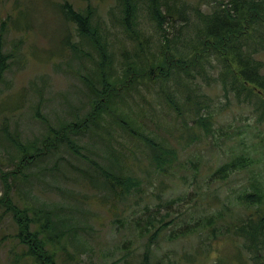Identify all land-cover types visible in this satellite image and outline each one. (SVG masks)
<instances>
[{
	"label": "trees",
	"instance_id": "1",
	"mask_svg": "<svg viewBox=\"0 0 264 264\" xmlns=\"http://www.w3.org/2000/svg\"><path fill=\"white\" fill-rule=\"evenodd\" d=\"M55 1L64 27L69 32L66 45L70 56L66 67L74 77L77 73L85 86H82L83 95L79 105H71L67 111L77 109L74 118L61 120L57 125L41 112L44 86L35 90L36 100L29 110L34 108L31 116L42 126L39 140L24 142L20 131L12 133L10 129L0 130L1 138L14 148L9 153L12 168L4 170L0 166V218L9 220L11 225L15 224L12 245L6 249L7 258L13 264H63L66 258H62V263H59L58 251L75 259L77 253L67 251L69 244L74 247L83 245L78 241L77 229L70 222V217L60 218L57 208L49 207L46 203L37 206L30 199L34 186L47 183L45 174L36 173L38 167L35 159L44 158L61 144L60 151L65 149L75 157L95 164L93 157L81 151L94 152L81 145L83 138L91 137V143L97 145L102 153H98V156L116 164L113 172L100 167L103 177L100 190L104 193L99 197L104 202L110 199L111 208L120 204V201L128 203L140 198L142 186L141 179L134 175L132 169L134 163L139 166L143 158L133 155L123 145L116 148L115 134L118 130L132 140L146 144L153 153V156L146 158L157 171L165 172L166 167L176 160V152L166 144L164 138H158L154 132H146L143 125L128 115L130 112L135 113L138 106L122 105L120 91L124 88L129 90L134 83L137 87L143 85L142 74L147 81L167 79L168 90L157 89L156 95L159 92L163 94L168 107L177 112L175 119L185 125H188V118L182 109L188 107L193 115L189 119V126L196 125L207 135L213 131L212 115L209 111L210 100L203 91L201 81L208 86L211 82H219L225 97L231 93L238 102L252 105L253 112H259V117L264 118V62L257 57L258 53L264 51V0H197L195 4L186 0ZM25 15V11L18 7L17 13L8 14L0 20V82L5 80L13 64L18 61L23 65L27 61L20 49L23 34L10 48H4L7 32L23 30L28 34L31 25L22 24L21 21L31 20ZM148 29L155 32L156 39L147 32ZM116 32H120L123 39ZM180 36H183V40L178 41ZM124 40L132 43V52L127 50ZM116 41L119 43L118 59L115 58L114 50ZM177 42L180 49L189 51L187 57L180 53L176 57L168 50ZM146 54L149 55V62L142 67L140 64L143 62L140 60ZM211 57L220 65L215 76L209 72V68L216 67L210 61ZM116 61L117 65H114ZM53 64L57 66V63ZM91 66L96 77L88 79L83 73ZM160 103L164 104L163 101ZM14 110L11 108L9 112L13 113ZM141 116L143 118L145 115ZM50 138L55 141L50 142ZM151 138L159 140L158 146ZM253 163V158L249 156L236 155L215 169L214 175L224 179L233 171ZM20 188L23 195L20 196L21 203H18L14 193ZM252 188L253 191L243 192L239 198L247 207H258L260 213L247 215L239 223L226 228L222 234L227 233L239 239V247L246 254L242 261L238 259L241 264H264V191L257 184ZM58 190L65 197L71 196L66 189L60 187ZM145 208L144 214L133 213L122 217L125 230L132 232L137 239L146 238L141 254L143 258L138 264H149L152 246L166 234L170 233L167 238L172 240L199 233V230L202 232L206 228L216 237L214 224L218 214L206 216L205 221L202 218L190 223L178 221V217L168 219L166 214L161 215L158 207ZM167 228H170L168 233ZM172 231L179 235L174 237ZM135 237H127L123 246L130 244L129 250L119 260L113 261L134 264L128 258L132 254V238ZM166 264L179 262L167 261Z\"/></svg>",
	"mask_w": 264,
	"mask_h": 264
},
{
	"label": "rangeland",
	"instance_id": "2",
	"mask_svg": "<svg viewBox=\"0 0 264 264\" xmlns=\"http://www.w3.org/2000/svg\"><path fill=\"white\" fill-rule=\"evenodd\" d=\"M186 1L191 4L197 2V0ZM55 2L53 0L52 4L51 0H0V20L8 14L17 13L18 7L22 8L26 13L25 17L31 20V22L25 19L21 21L22 24L31 25L28 34L23 30L7 32L4 48H10L12 43L23 34L20 49L27 61L23 65L18 61L13 64L6 73L5 80L0 82V130L10 129L13 130L12 133L20 131L24 142L37 141L41 137L42 126L31 116L34 108L29 110V106L36 100L37 88L44 86L41 112L57 125L61 120L74 118L77 109L67 111L71 109V105H79L83 95L82 86H85L77 73L74 77L66 67V61L70 56L66 45L69 32L64 27ZM147 32L156 39L155 32L150 29ZM116 35L123 39L120 32H116ZM179 40H183V36H180ZM124 42L127 50L132 52V43L128 40ZM118 46L119 43L116 41L114 45L116 59L120 56L117 52ZM168 50L176 57L178 53L184 57L189 53L186 48L180 49L178 42L171 45ZM257 57L264 62V51L258 53ZM140 61L143 62L140 66H146L149 55L146 54ZM210 61L216 65L212 69L209 68V72L215 76L220 65L213 57ZM53 62L57 63V66ZM113 64L117 65V61ZM90 68L87 67L83 73L88 79L95 76L94 67ZM142 76L143 85L137 87L134 83L129 90L126 91L124 88L120 91L122 105L138 106L135 108V113L130 112L128 115L139 125H143L146 132H154L159 136L158 138H164L166 144L176 152V160L166 167L165 172L157 171L146 158L153 156L146 144L132 140L118 130L115 134L116 148H121L123 145L133 155L143 158L139 166H135L134 163L132 169L134 175L141 179L142 186L140 198L128 203L120 201V204H116L113 209L109 205L110 199L109 202L107 200L104 202V199L99 197L104 193L100 190L103 187L100 167L113 172L116 164L98 156V153L99 155L102 153L97 145L91 143V137L83 138L81 145L94 151V155L81 151L93 157L95 164L87 159H79L65 149L60 151L61 144L52 152H48L44 158L35 159L38 167L36 173L45 174L47 183L34 186V193L30 199L37 206L46 203L49 207L57 208V216L60 218L70 217L72 220L70 222L77 229L78 241L83 243L81 247L69 244L67 251L77 253L75 259L58 251V262L62 263L61 259L66 258L63 264L110 262V264H124L123 261L113 260H119L129 250L130 244L123 246V243L127 242V237L135 236L125 230V220L122 217L131 216L133 213L144 214L145 207L148 206L151 209L158 207L161 215L166 214L168 219L178 217V221L186 220L190 223L202 218L205 221L206 216L218 214L214 224L216 237H213V233L206 228L202 232L199 230V233L194 232L184 237H175L174 235L179 234L172 231L175 239L167 238L169 233L154 243L148 257L149 264H166L167 261L170 263L178 261L179 264H241L238 259L242 261L246 254L239 247V239L222 233L247 215L255 216L260 213L258 207H247L241 202L239 195L253 191L254 184L264 191V118L259 117V112H253L252 105L238 102L231 93L225 97L219 82H211L208 86L201 81L203 91L210 100L209 111L212 115L213 131L207 135L196 125L189 126V119L193 115L188 107L182 109L188 118L186 122L188 125H185L175 119L177 112L168 107L163 94L159 92L158 96L156 95L157 89L168 90L167 79L153 82L147 81L144 74ZM35 81L36 83L33 84ZM11 108L16 110L11 113L9 112ZM141 114L145 116L142 118ZM51 141L55 140L50 138ZM152 141L158 146L159 140L152 139ZM149 144L151 145V142ZM10 151H14V148L1 138L0 132V166L4 170L12 168L9 160ZM236 155L249 156L253 158L254 163L233 171L224 179L216 178L215 169ZM23 170L26 172L25 169ZM60 187L66 189L71 196L65 197L61 194L58 190ZM22 195L21 188L16 190L15 201L21 203ZM14 225L4 217L0 218V264H13L7 258L6 249L12 245ZM169 230L170 228H167V233ZM8 239L11 241H7ZM132 239L133 250L128 259L138 264L143 258L141 254L145 248L143 242L146 238ZM207 251L208 254H205ZM186 254L188 255L185 258Z\"/></svg>",
	"mask_w": 264,
	"mask_h": 264
}]
</instances>
